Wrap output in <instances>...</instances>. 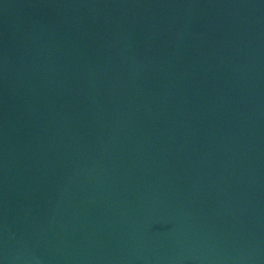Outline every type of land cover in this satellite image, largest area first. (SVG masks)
Here are the masks:
<instances>
[{"label":"water","instance_id":"95a60500","mask_svg":"<svg viewBox=\"0 0 264 264\" xmlns=\"http://www.w3.org/2000/svg\"><path fill=\"white\" fill-rule=\"evenodd\" d=\"M0 264H264V40L0 0Z\"/></svg>","mask_w":264,"mask_h":264}]
</instances>
